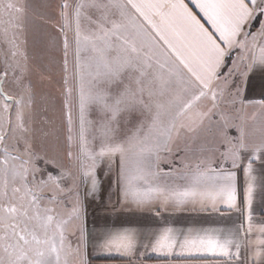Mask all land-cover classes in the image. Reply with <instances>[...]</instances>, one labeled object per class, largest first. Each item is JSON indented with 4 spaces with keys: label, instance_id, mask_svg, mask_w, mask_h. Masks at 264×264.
Returning <instances> with one entry per match:
<instances>
[{
    "label": "snow or ice",
    "instance_id": "6c2138e0",
    "mask_svg": "<svg viewBox=\"0 0 264 264\" xmlns=\"http://www.w3.org/2000/svg\"><path fill=\"white\" fill-rule=\"evenodd\" d=\"M189 3L75 0L70 4L65 0L61 4L66 74L69 31L74 45V87L67 86L68 75L64 81L67 156L79 167L82 180L91 181L90 194L99 190L96 171L106 162L109 171L117 170L121 205L153 211L157 218L169 209L188 206L247 212V227L241 224L236 230L167 223L147 234L134 227L109 229L95 243L99 249L132 254L146 235L144 246L166 256L212 255L223 264H248L243 248L250 250L252 264H264V225H254L251 214L257 181L253 158L264 157V130L259 143L251 146L252 158L244 168L243 208L238 204L236 171L225 170L223 164L215 167L211 157L185 163L186 171L181 173L160 170L161 152L171 153L178 139L195 134L223 99L224 90H218L217 84L230 50H239L238 59L246 69L256 64L264 67V20L258 31H245L264 16V0ZM23 12L10 0H0L4 66L0 74V264H88L82 204L77 198L70 209L62 210L60 177L51 173L46 179L38 177L25 97L17 99L3 87L10 72L13 83L20 84L25 71L21 58L27 57L20 50ZM238 71L234 61L226 76ZM204 99L210 107L200 110ZM239 131L238 146L224 154L232 169L240 151L249 147L243 128ZM74 223L73 244L69 228Z\"/></svg>",
    "mask_w": 264,
    "mask_h": 264
},
{
    "label": "crops",
    "instance_id": "0c3cea01",
    "mask_svg": "<svg viewBox=\"0 0 264 264\" xmlns=\"http://www.w3.org/2000/svg\"><path fill=\"white\" fill-rule=\"evenodd\" d=\"M22 7L24 12L21 14L23 23L22 33L29 32L30 27H39L43 31V97H53L49 104L43 109V128H53L56 130L54 135L60 137L61 149L65 147V128L67 123V109L65 107V76L69 77V85L74 87V81L71 79L74 64V54L72 45L71 31L68 32L70 48L68 52V72L65 73V56L63 47V35L60 31V11L61 4L65 0H10ZM75 0H68V3H74ZM19 3V4H18ZM189 3V0H185ZM189 7L202 16L199 10L189 3ZM264 16L257 20V26L253 30L249 27L245 31L256 32L259 29L260 21ZM202 22H204L202 20ZM253 22V21H252ZM28 25V26H27ZM27 26V27H26ZM208 27V25H205ZM211 30V29H210ZM240 52L238 49H232L225 57V64L220 72V80L217 89H222L224 83L229 78L235 82V94L239 92L238 105L240 119L229 126L221 125L220 122L207 119L198 127L195 134H188L178 139L171 147V153L161 152L160 170L162 172L181 173L186 171L184 164L195 163L199 159L211 157L214 160V166L220 167L223 164L225 170H233L237 173L238 186V204L244 207L243 189H244V168L251 157L252 145L259 143L262 130H264V107L261 102L264 101V67L256 64L246 69L244 64L238 59ZM239 65V71L227 77L228 70L233 67V62ZM248 63H251L250 61ZM19 99V96H15ZM243 99L244 103H240ZM50 104H52L50 106ZM208 99L199 102V109L206 110L209 106ZM28 108L25 105L27 126L30 127L28 120ZM55 117L49 113L53 112ZM73 116L75 119L76 109L73 107ZM245 132V140L249 147L240 151V159L237 161V167L232 169L231 160H224V154L237 147V140L240 136V129ZM198 145L197 147H194ZM183 146V151H177ZM204 146V147H203ZM194 147V148H193ZM75 148V146H74ZM76 151V148H75ZM76 163L74 162V167ZM54 169L59 173L58 177H67L69 167H64L62 156L47 149L43 153V178L46 179L50 171ZM77 172L80 169L76 165ZM253 174L257 177L256 187L253 193L251 206L252 223L256 226L264 225V157L260 159L253 158ZM99 181V190L91 193V181L87 183L82 181L81 204L83 207V219L88 231V264H223L221 258L212 255H194L180 257L176 255L166 256L162 253L153 252L144 245L148 242L146 235H142L138 241L137 249L132 254L116 251H104L95 246L103 233L109 229H120L123 227H134L141 233L147 234L157 231L165 223L174 227L187 228L194 227H217L236 230L239 225L244 224L247 227V212L229 210L222 207L219 212L211 209L201 211L199 208L193 210L191 206L183 210L176 211L169 209L161 213L162 218H157L153 211L137 208L134 205L122 206L121 196L117 185V170L113 168L108 170L107 163H102L96 171ZM64 186V179L60 181ZM254 238V237H253ZM242 257H248V264H252L249 249L241 250ZM235 264V262H233Z\"/></svg>",
    "mask_w": 264,
    "mask_h": 264
},
{
    "label": "rangeland",
    "instance_id": "374dc122",
    "mask_svg": "<svg viewBox=\"0 0 264 264\" xmlns=\"http://www.w3.org/2000/svg\"><path fill=\"white\" fill-rule=\"evenodd\" d=\"M8 2V0H6ZM19 4V3H18ZM28 26V25H27ZM26 26V27H27ZM25 27V25H24ZM20 50L27 57L26 60L21 58L22 65L25 66V71L22 75V80L20 84L13 83V76L11 72L7 78V81L4 83L3 87L6 92L13 96H21L22 94L25 97V105L28 108V120L30 123L29 129L30 135L33 136L34 148L37 152V159L35 160V166L40 171L37 173L38 177L43 178V153L47 149L52 150L58 155L62 156L64 159V167H69L67 172V177L60 178V181L64 179V186L60 185L64 192L62 196V204L60 208L62 210H68L71 208L72 204L78 198L81 202V189H82V178L77 172L76 165L74 167V161L70 160L67 156L69 151V142L67 140L68 136V125L66 123L65 128V142L66 145L61 149L60 147V137L54 135L53 128H43V109L45 106L50 103L53 97H43V31L39 27H30L29 32L22 33L20 37ZM3 62L0 58V74L3 73ZM17 76H20V72L17 71ZM235 82L229 78L225 81L223 99L220 101L218 107L213 110L210 114V118H205L208 121L214 120L220 122L224 126H229L233 122H238L240 119V113H237L239 110L238 97L234 92ZM236 99V103L233 104L231 101ZM209 101V100H208ZM2 102V101H0ZM52 104H50L51 106ZM210 107V103L208 104ZM51 117H55L56 114L53 112L49 113ZM66 115V114H65ZM28 124V123H27ZM198 131V130H197ZM46 134V135H45ZM195 145L194 147H197ZM193 147V148H194ZM204 147V146H203ZM183 146L181 149L177 150L182 152ZM71 150L75 153L74 146ZM53 176L58 177L59 173L54 169L50 171ZM66 202V203H64ZM75 230V223L69 228V240L75 242V236L71 233Z\"/></svg>",
    "mask_w": 264,
    "mask_h": 264
},
{
    "label": "trees",
    "instance_id": "16d2710c",
    "mask_svg": "<svg viewBox=\"0 0 264 264\" xmlns=\"http://www.w3.org/2000/svg\"><path fill=\"white\" fill-rule=\"evenodd\" d=\"M256 26H257V20H254V21L251 23V25H250V27H249V30H250V29H251V30L255 29Z\"/></svg>",
    "mask_w": 264,
    "mask_h": 264
}]
</instances>
